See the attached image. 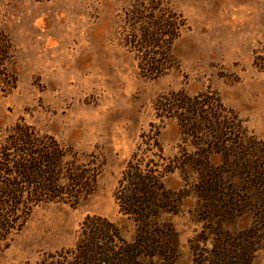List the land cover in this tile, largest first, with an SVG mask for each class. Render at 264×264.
<instances>
[{"label": "rangeland", "instance_id": "1", "mask_svg": "<svg viewBox=\"0 0 264 264\" xmlns=\"http://www.w3.org/2000/svg\"><path fill=\"white\" fill-rule=\"evenodd\" d=\"M169 1L189 25L174 45L180 68L149 78L120 43L123 9L133 0H0V30L11 39L18 74L16 88L0 94V139L24 120L104 159L96 192L78 204L37 207L0 248V264H33L73 246L89 215L125 219L115 191L140 134L151 122L162 124L165 154L180 150L177 121L155 116L153 103L164 93L215 90L249 132L264 138V71L254 64L257 52L264 53V0ZM165 181L171 189L182 185L179 171ZM195 204L187 198L172 217L182 246L178 264H193L189 240L199 225L189 210ZM125 226L130 235L133 226ZM253 264H264V248Z\"/></svg>", "mask_w": 264, "mask_h": 264}, {"label": "trees", "instance_id": "2", "mask_svg": "<svg viewBox=\"0 0 264 264\" xmlns=\"http://www.w3.org/2000/svg\"><path fill=\"white\" fill-rule=\"evenodd\" d=\"M189 28L169 0H133L123 9L120 43L141 73L158 78L180 68L174 45ZM10 37L0 30V94L16 88ZM255 66L264 71V53ZM155 116L174 118L180 150L167 156L162 124L151 122L128 159L115 191L124 220L89 215L71 247L47 252L33 264H178L179 233L172 217L193 197L189 212L199 229L189 240L193 264H253L264 248V138L249 132L215 90L184 88L156 98ZM104 159L40 131L24 120L0 139V248L24 229L35 209L78 204L96 192ZM179 171L182 185L166 177ZM31 264V263H26Z\"/></svg>", "mask_w": 264, "mask_h": 264}]
</instances>
